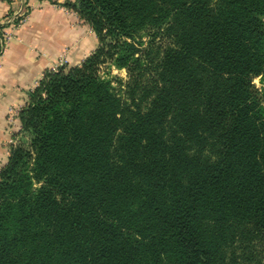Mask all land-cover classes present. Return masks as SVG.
Returning <instances> with one entry per match:
<instances>
[{"label":"trees","instance_id":"16d2710c","mask_svg":"<svg viewBox=\"0 0 264 264\" xmlns=\"http://www.w3.org/2000/svg\"><path fill=\"white\" fill-rule=\"evenodd\" d=\"M62 6L97 46L16 116L0 264H235V243L264 242V0ZM142 31L165 46L147 107L129 109L98 70L138 65Z\"/></svg>","mask_w":264,"mask_h":264},{"label":"crops","instance_id":"0c3cea01","mask_svg":"<svg viewBox=\"0 0 264 264\" xmlns=\"http://www.w3.org/2000/svg\"><path fill=\"white\" fill-rule=\"evenodd\" d=\"M67 0H0V21L26 5L25 24L13 33L0 58V167L6 162L16 118L11 109H21L27 94L64 53L67 65L80 64L97 46L93 32L62 4ZM255 85L264 89V77Z\"/></svg>","mask_w":264,"mask_h":264},{"label":"rangeland","instance_id":"374dc122","mask_svg":"<svg viewBox=\"0 0 264 264\" xmlns=\"http://www.w3.org/2000/svg\"><path fill=\"white\" fill-rule=\"evenodd\" d=\"M147 33V31H142L136 37V45L143 49V56L142 61L133 67L131 71L125 68L119 69L110 63L100 65L98 70L99 76L110 82L113 92L129 109L139 107L141 110H145L147 107L148 101L143 97L146 89L151 88L152 79L155 76L153 70L156 62H152V60L158 57L156 53H158L159 47L165 46V42L159 38L150 43ZM262 90L264 91V89ZM263 251L264 242L261 239L248 244L238 241L234 247L228 250V257L235 259V264H261Z\"/></svg>","mask_w":264,"mask_h":264},{"label":"built area","instance_id":"2783aa9c","mask_svg":"<svg viewBox=\"0 0 264 264\" xmlns=\"http://www.w3.org/2000/svg\"><path fill=\"white\" fill-rule=\"evenodd\" d=\"M25 6L26 5L19 6L14 11H12L5 19L0 21V58L3 55V53L6 51L7 44L12 38L13 33L19 28H21L27 20L28 9ZM65 64H66V60H65V55L63 53L62 55H60L59 59L57 60V62L54 63V65L51 67L50 70L54 71L60 66ZM256 87L262 89V87L260 86H256ZM19 110L20 109H11L9 111L10 113L9 122L11 124H13V121L15 120ZM9 143H11V140Z\"/></svg>","mask_w":264,"mask_h":264}]
</instances>
